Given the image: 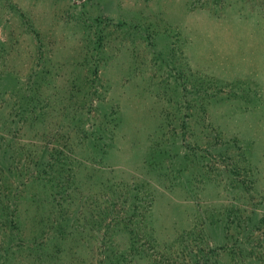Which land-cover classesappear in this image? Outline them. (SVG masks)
<instances>
[{
    "label": "rangeland",
    "instance_id": "obj_1",
    "mask_svg": "<svg viewBox=\"0 0 264 264\" xmlns=\"http://www.w3.org/2000/svg\"><path fill=\"white\" fill-rule=\"evenodd\" d=\"M12 84L52 107L0 127V264H185L225 218L211 260L264 264V0H0Z\"/></svg>",
    "mask_w": 264,
    "mask_h": 264
},
{
    "label": "trees",
    "instance_id": "obj_2",
    "mask_svg": "<svg viewBox=\"0 0 264 264\" xmlns=\"http://www.w3.org/2000/svg\"><path fill=\"white\" fill-rule=\"evenodd\" d=\"M7 85V84H6ZM2 86L0 89V94L2 95L0 97V127H6L9 126L10 124H16L18 127L20 126H27V127H31L34 126L37 121L39 120V113L38 112H34L35 108L38 107V105H41V108H50L51 106V102L49 100L43 99V100H34V96L33 94L35 93V91L37 90L36 86H30L29 85V91H31L32 95H26L24 93H22V88L20 86H17L16 84H12L10 86ZM8 91V92H6ZM19 92V93H17ZM5 94H7V99L4 98ZM19 94V97L17 96ZM40 108V109H41ZM4 111L6 112L4 114ZM34 113V116L31 117V120H27V117L31 114ZM112 136V135H109ZM100 137H96V139H99ZM214 139H216V141L218 142H214V143H219L222 147L223 146H228V144L226 143V141L224 139H222L220 136L216 135L214 136ZM100 140V139H99ZM65 148V146H63ZM62 147V149H63ZM51 151H44L45 152V156L46 158H44V154H43V158L42 159H36V160H30V162H32V164L34 165L35 171L36 172H42V173H46V174H50L49 171H52L51 169L53 168V160L57 157V153H58V149L56 147L51 148ZM219 150H223V148L219 149ZM224 153V151H220L218 152V155H222ZM242 153V152H241ZM29 155V154H28ZM244 171H247L246 169ZM231 172L236 173L235 171ZM52 173V172H51ZM35 177V176H34ZM38 176H36L34 179L32 180H36ZM241 184H243L241 182ZM250 186H251V181H250ZM132 213L130 212V207L127 208L125 213L119 214V215H115L112 216L108 219L107 224L104 227V232L106 233L107 230L112 227L113 230L115 231V237H113L114 239L116 238L117 235H119L120 239H125V241L127 243H129V245L132 247V245H137V239L136 236L133 235V229L131 228L132 225H134L135 223H143L144 225H146L145 227L149 228V231L147 229V231L150 234H154V232L157 231V229H155L153 227V219L151 218L150 213H144L142 215H132ZM135 217V219H134ZM225 223H223V225L221 226L222 230L225 232L224 237L226 238V240L224 241L223 244L221 245H217V246H208L207 248H201V247H195L192 248L191 245L188 246V250L186 249V253H185V257H187L186 263L185 264H216L218 261V258H216L215 260H211L212 257L214 256H218L221 253L222 254H228L230 247L228 245V232L226 233L228 226L231 224V219L230 218H225ZM149 225V226H148ZM144 230H146L144 228ZM244 230L245 228L243 227L240 231V239L238 240V244L236 245L238 246V251L241 254L245 248L243 247L244 243L246 241H248V238H246V236H249L250 233H248L246 235V233L244 234ZM119 232V234L116 235V233ZM104 233V234H105ZM103 234V235H104ZM246 235V236H245ZM245 236V237H244ZM110 237V236H108ZM182 237V236H180ZM119 239V240H120ZM251 239L249 238V241ZM115 242V241H114ZM140 245V244H138ZM183 248V247H182ZM181 248V252L182 249ZM137 250V248H136ZM178 248H176L175 250H173V254H176ZM131 254H133L132 257H136V259L138 258V256H141V252L137 250V252L134 251L133 252H129ZM183 254V253H182ZM123 255V254H121ZM156 259H152V261L149 264H161L159 263L160 259L159 257L157 258V254H155ZM226 256V255H225ZM174 257V256H173ZM178 257V256H177ZM175 257V258H177ZM220 257V256H219ZM140 258V257H139ZM184 258V257H183ZM176 264H182V263H176Z\"/></svg>",
    "mask_w": 264,
    "mask_h": 264
}]
</instances>
